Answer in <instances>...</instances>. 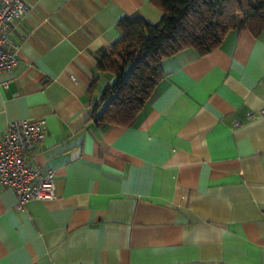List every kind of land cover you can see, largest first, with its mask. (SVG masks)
Wrapping results in <instances>:
<instances>
[{
	"label": "crops",
	"instance_id": "obj_1",
	"mask_svg": "<svg viewBox=\"0 0 264 264\" xmlns=\"http://www.w3.org/2000/svg\"><path fill=\"white\" fill-rule=\"evenodd\" d=\"M22 1L17 60L0 72V137L10 121L45 120L28 158L54 171L56 197L20 210L0 186V264H264V115L249 118L264 109V30L165 58L135 123L104 125L91 111L113 76L97 59L122 17L156 23L161 10Z\"/></svg>",
	"mask_w": 264,
	"mask_h": 264
},
{
	"label": "trees",
	"instance_id": "obj_2",
	"mask_svg": "<svg viewBox=\"0 0 264 264\" xmlns=\"http://www.w3.org/2000/svg\"><path fill=\"white\" fill-rule=\"evenodd\" d=\"M162 12L158 22L141 16L118 21L121 36L98 57L96 68L110 73L92 106L104 125L131 126L162 78V61L191 48L203 55L233 30H264V0H151ZM97 76L91 85L93 87ZM102 110L98 113V108Z\"/></svg>",
	"mask_w": 264,
	"mask_h": 264
},
{
	"label": "built area",
	"instance_id": "obj_3",
	"mask_svg": "<svg viewBox=\"0 0 264 264\" xmlns=\"http://www.w3.org/2000/svg\"><path fill=\"white\" fill-rule=\"evenodd\" d=\"M25 10L22 0H0V72L12 69L16 63L17 47L10 40L9 32ZM3 85L6 86V82ZM262 115L264 109L250 112L249 118ZM44 137V119L10 121L0 137V186L14 191L17 209H24L32 200H52L56 197L54 171H41L28 158L29 152Z\"/></svg>",
	"mask_w": 264,
	"mask_h": 264
}]
</instances>
